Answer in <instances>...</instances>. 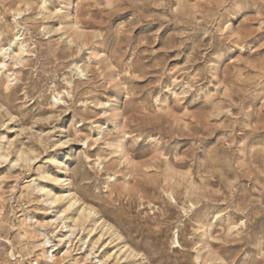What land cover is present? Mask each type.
<instances>
[{"label":"rangeland","instance_id":"rangeland-1","mask_svg":"<svg viewBox=\"0 0 264 264\" xmlns=\"http://www.w3.org/2000/svg\"><path fill=\"white\" fill-rule=\"evenodd\" d=\"M64 263L264 264V0H0V264Z\"/></svg>","mask_w":264,"mask_h":264},{"label":"bare ground","instance_id":"bare-ground-1","mask_svg":"<svg viewBox=\"0 0 264 264\" xmlns=\"http://www.w3.org/2000/svg\"><path fill=\"white\" fill-rule=\"evenodd\" d=\"M70 1V0H69ZM19 52V53H18ZM17 53H15L14 54V56L17 54L18 56H20V54L22 53V49L21 48H19V51H18ZM17 55H16V57H17ZM7 146V145H6ZM9 146V145H8ZM7 146V147H8ZM17 162V161H16ZM55 183V182H54ZM38 189V188H37ZM48 194V193H47ZM48 199V198H47ZM61 199V196H50V202L49 203H53V202H56V201H59ZM44 200H46V199H44ZM46 203V202H45ZM73 206V203H70L68 206H67V208L65 209V211H68L71 207ZM90 207V206H89ZM52 208V207H51ZM85 211V209H82L81 211H80V215H78L77 217H76V220L77 221H81L83 218H87L88 216H90L91 214L93 215V211L92 210H90V209H88L87 210V212L85 213L84 212ZM62 213V212H61ZM95 213V212H94ZM91 217V216H90ZM28 218V217H27ZM90 219V218H89ZM75 220V221H76ZM98 220V219H97ZM71 221V220H70ZM52 222V221H51ZM55 222V221H54ZM85 222V221H84ZM53 223V222H52ZM38 224H40L41 225V223H38ZM44 224V223H43ZM46 224H48V223H46ZM45 225V224H44ZM43 225V226H44ZM90 225V224H89ZM69 227V226H68ZM94 227V226H93ZM71 228V227H70ZM74 228V227H73ZM105 228H106V226H105ZM108 228V227H107ZM92 229V228H91ZM109 229V228H108ZM93 231V230H92ZM115 231V230H114ZM66 233V232H65ZM74 234V233H73ZM62 237V236H61ZM60 237V238H61ZM71 236H69V238H70ZM99 238V237H98ZM100 239V238H99ZM45 240H47V238L45 239ZM60 240V239H59ZM64 240V239H63ZM61 241V240H60ZM175 241V240H174ZM48 243V242H47ZM45 244H46V242H45ZM46 247V246H45ZM50 250H52V249H50ZM93 250V249H92ZM44 251H46V249L44 250ZM47 253H50L48 250H47ZM48 257H50V255L48 256ZM65 264V263H64ZM76 264H78V263H76Z\"/></svg>","mask_w":264,"mask_h":264}]
</instances>
